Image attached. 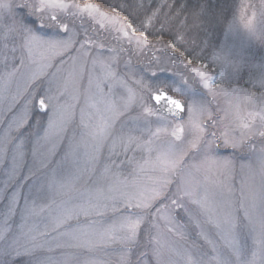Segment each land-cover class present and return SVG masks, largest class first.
Wrapping results in <instances>:
<instances>
[{
  "label": "snow or ice",
  "instance_id": "snow-or-ice-1",
  "mask_svg": "<svg viewBox=\"0 0 264 264\" xmlns=\"http://www.w3.org/2000/svg\"><path fill=\"white\" fill-rule=\"evenodd\" d=\"M153 4L122 0L116 5L127 13L125 20L131 18L123 37L129 45L135 42L132 50L77 29L73 18L99 12L95 5L0 0V83L5 85L0 105L7 102L12 113L0 120L7 125L0 129V165L7 176L0 188V202L7 200L0 210V264H15L20 257L27 258L26 264H68L73 257L63 251L66 246L92 252L96 245H66V239L89 232L97 233L104 245L119 246L117 264H264V190L258 198L251 189L245 192L253 158L264 174V56L257 59L242 41L230 44L227 36L222 45L202 40L197 47L187 46L181 29L189 28V17L191 27L205 36L213 25L227 23L225 10L214 9L211 0L181 4L175 12L168 0ZM261 9L259 39L264 44V5ZM240 10L247 8L241 4ZM185 11L189 16H181ZM245 27L255 36L251 21ZM165 35L179 39V47L164 45L180 65L171 73L174 79H159V73L168 72L160 57L149 61L154 65L147 69L150 77L125 57L155 50ZM245 70L250 88L239 85ZM12 83L15 92L6 96ZM185 89L203 96H187ZM232 96L249 107L254 103L259 111L248 112V117H258L259 123L245 120L240 106L231 122H226L227 109L212 108ZM100 101L109 115L94 125L92 109L98 110ZM162 133L168 137L165 151L155 146ZM220 147L249 154L247 162L239 163L240 198L232 187L237 161L219 156ZM209 165L215 168L212 183L219 193L210 192L194 175L211 172ZM128 166L129 176L154 173L150 185L139 188L137 179H122ZM82 183L89 186L79 203L57 201L62 189ZM128 186L137 190L124 191ZM9 188L15 190L9 194ZM53 205L55 214L43 230L29 225ZM109 211L115 219L102 230L96 221L88 222ZM17 214L20 224L14 229ZM191 230L194 240H189ZM165 231L184 243H162ZM57 252L59 257L52 255Z\"/></svg>",
  "mask_w": 264,
  "mask_h": 264
},
{
  "label": "rangeland",
  "instance_id": "rangeland-1",
  "mask_svg": "<svg viewBox=\"0 0 264 264\" xmlns=\"http://www.w3.org/2000/svg\"><path fill=\"white\" fill-rule=\"evenodd\" d=\"M68 3H72V0H67ZM75 2V1H74ZM83 8L84 5L92 4L99 8V12L93 13L91 16L85 13H81L79 17L73 18L74 23L77 26V29L81 32H83L84 29H87L89 31V34L93 35L94 38H97L99 40L105 41L106 43H110L112 45L117 44H123V46L127 49H136V44L133 42L131 45H129L125 38L123 37V30L127 29L128 21L125 20V17L121 16L120 14L116 12H110L102 9L99 4L94 3L93 1H87L84 3L81 2H75ZM237 3V2H236ZM238 4H244L247 8L246 12H239V14H235L233 18L228 21V23L225 25V28L223 29V32L220 34V42L218 45H222L225 43L226 36L228 42L235 43V42H243L246 47L249 48V50L255 54L256 58L259 59L261 56H264V44L260 42L259 35H260V29H261V5H264V0H243L241 3V0L238 2ZM255 12L256 18L253 19V13ZM95 17L93 19L92 17ZM244 17L241 19V17ZM107 17V19L105 18ZM116 21H119V23H115ZM251 21V27L255 30V36H253L247 27H245L248 22ZM228 24L232 25V32L228 33ZM219 26V24H218ZM120 27L121 31L117 32L116 28ZM193 32L192 36L190 38H186L187 44L190 41V39H195L196 37V29L195 27H192ZM136 36H139L140 33H135ZM153 43H157L156 38L149 37ZM165 44H171V41L167 39H163L162 41H159V46L155 50H145L143 53L135 52L133 51L130 53H125V57L132 59L133 63L136 65L137 69L143 72L145 76L150 77V73L147 71L149 67H154L153 64H150L149 61L152 60L153 57H160L164 63L168 66V72H161L159 73V79H174V77L171 76V73L174 69H178L180 65L175 60V54L172 52L171 48H165ZM40 50L37 48L36 50V57L39 59ZM173 57L172 61L168 60V57ZM207 63V61H205ZM197 66H200V62H197ZM122 67V65H121ZM214 72H218V69H213ZM155 79V78H153ZM248 75L247 70L244 71L241 75V79L239 81V85L243 88H250L251 85L247 83ZM235 86V85H234ZM5 87L3 83H0V90H2ZM17 85L15 83H12L11 85H8V88L10 89L9 92L4 93L6 96H10L12 93L15 92ZM206 91V90H204ZM185 95L192 96L195 95L197 98H202L203 92H196L192 93L189 92L187 89H185ZM208 100H211V96L207 97ZM217 105H219L220 108L227 109L228 110V117L226 122H231L234 117V112L236 106H240L242 109L241 116L245 120H255L257 123H259V118L256 116H253L251 118L248 117V112H255L259 111V109L256 107V105L253 103L251 107L247 106L241 97L239 96H232V97H226L221 98L217 102H214L211 106L215 110L217 109ZM83 106V100H81L79 107ZM8 103L5 102L2 105H0V112H3V116H0V120L4 119V116H7L9 119L12 116V113L7 111ZM18 109H14L13 111H16ZM93 113H95L93 118V124L95 125L98 123L102 118H106L109 114L107 113L105 106L102 101L98 102V110L92 109ZM225 113L223 111L219 112L220 117H224ZM152 120H155V118H150ZM186 119V117H185ZM7 125L4 123H0V129L6 127ZM140 126H143V122H140ZM155 129V125H153V130ZM168 137L166 134H161V139L156 141L157 147H159L160 150L165 151L167 150V143L166 140ZM218 155L221 157H235L237 161L236 166V175L235 179L232 181V187L233 192L235 195V198L241 197L240 187H241V173L239 168V163L241 161L247 162L248 153L247 150H233L231 148H218ZM59 157H57L58 159ZM121 159H123L121 157ZM253 167L251 171L248 173V180L247 185L245 186V192L247 193L249 189H251L252 192L255 193L257 198L260 196L261 191L264 190V174L261 173L258 162L253 158L252 160ZM208 168H212V171H201L199 173H194L197 180L201 181L203 185L207 186L210 190V192L213 193H219V189L216 187L214 183H212L213 180H215L216 172L214 166H207ZM132 170L131 166H128L124 169V176L122 179H128L133 180L137 179L138 181V187L139 188H146L150 185L151 181L149 179L150 176L154 175L150 170L145 173L137 174V176H129L128 173ZM26 171V169H25ZM6 168L4 165H0V188L3 187L4 181L7 179L6 176ZM207 177V179H206ZM222 179V177H221ZM89 185L87 184H80L76 187H67L60 191V194L57 195L56 199L58 202L63 201L67 202L69 206L77 204L82 199V193H84L85 189ZM94 187V186H93ZM120 187V186H118ZM14 188H9V194L14 191ZM123 190L129 193H133L137 190V188H133L131 186L123 187ZM27 188L24 189V194H27ZM38 203H41L38 201ZM7 204V200H4L3 202H0V210H3L4 206ZM22 206V204H21ZM55 214V205L51 209L45 208V210L40 213L39 215L33 217L29 221V225L35 224L36 227L40 230H43L45 225L48 223L50 215ZM115 219L114 214L109 211L106 216L99 217V216H91L88 218V222L96 221V228L98 230H102L104 227H106L109 223L112 222V220ZM182 222L186 223V220H184L183 215L181 214ZM82 222L84 221V217H81ZM20 224V216L19 214L16 215V217L12 221V227L14 229H18ZM43 238H41L42 240ZM196 239V232L195 230H191L189 233V240ZM162 243H175L177 246L183 244L184 242L179 240V238L174 237L167 233L166 231L163 232L161 236ZM66 245H75L78 243H85L89 245H96L94 251L89 252L84 248L81 247H72V246H66L63 251L71 253L72 259L69 260L68 264H86V262H104V264H117L118 260V248L119 246L116 244H108L104 245L101 241L100 236L97 233L89 232L87 234H78V239H71L68 238L65 241ZM52 255L59 257V252L52 253ZM27 258L26 257H20L17 259L15 264H26Z\"/></svg>",
  "mask_w": 264,
  "mask_h": 264
},
{
  "label": "trees",
  "instance_id": "trees-1",
  "mask_svg": "<svg viewBox=\"0 0 264 264\" xmlns=\"http://www.w3.org/2000/svg\"><path fill=\"white\" fill-rule=\"evenodd\" d=\"M73 1V0H72ZM75 2H87V1H93L94 3H97L100 5V7L106 11L110 12H116L120 14L123 17H127L126 12L120 11L118 7H116L117 4L121 3L122 0H74ZM240 0H211V4L214 9L223 8L225 10V15L227 17V23L230 21L235 14H239L240 10V4H238ZM243 0H241L242 3ZM170 4H172L173 11L179 9L181 4H184L186 7H190L191 5H194L197 3V0H168ZM237 2V3H236ZM155 3H158V0H154L153 6H155ZM109 5H112L111 7ZM164 11H167V9H164ZM181 16H189V12L185 11L181 13ZM128 23H131V18L129 17L127 19ZM191 18L189 17V28L188 29H181V31H185L187 33L186 38H190L192 36L193 29L191 27ZM227 23H221L213 25V27L208 31L207 36H205L204 32L201 29H196V37L195 39H190L187 46L188 47H197L200 45L201 41H207L210 42L212 45H218L220 42V34L223 32V29L225 28V25ZM133 28H136L135 24H132ZM137 33H139L137 31ZM151 38H155L154 36H150ZM165 39L171 41V43H176L179 47V39L172 40L171 36L165 35ZM183 50V48L181 49ZM198 50V49H197ZM208 51H211V48L207 49ZM198 62V61H197ZM205 62V61H204Z\"/></svg>",
  "mask_w": 264,
  "mask_h": 264
}]
</instances>
